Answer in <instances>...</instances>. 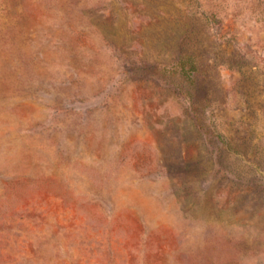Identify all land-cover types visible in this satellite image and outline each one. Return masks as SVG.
<instances>
[{"label":"rangeland","instance_id":"374dc122","mask_svg":"<svg viewBox=\"0 0 264 264\" xmlns=\"http://www.w3.org/2000/svg\"><path fill=\"white\" fill-rule=\"evenodd\" d=\"M0 264H264V0H0Z\"/></svg>","mask_w":264,"mask_h":264}]
</instances>
